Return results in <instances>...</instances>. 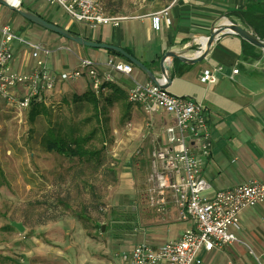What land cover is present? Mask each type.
<instances>
[{
    "label": "crops",
    "instance_id": "crops-1",
    "mask_svg": "<svg viewBox=\"0 0 264 264\" xmlns=\"http://www.w3.org/2000/svg\"><path fill=\"white\" fill-rule=\"evenodd\" d=\"M42 1L44 4H40ZM249 1L252 0H102L106 13L123 18L118 26L101 24L95 30L83 22L73 23L58 16L61 9L57 6H54L55 13L45 14L43 9L47 3L44 0H21L27 8L84 37L123 47L156 73L160 72V59L166 51L180 50L192 44L188 54L195 53L201 49V38L210 33L211 26L218 19L231 9L245 7ZM254 1L264 5V0ZM156 14L162 15L159 28L154 21ZM4 23H10L19 35L27 39L28 34L39 36L36 42L47 39L48 46L41 42L50 50L44 57L56 71L70 70L78 67L83 59H92L99 63L101 76L111 73L112 79L103 80L101 84L98 103L104 100L111 105L126 100V92L135 81L150 80L137 66L128 75L106 65L111 58L126 60L123 55L114 54L110 49L79 44L50 32L0 3V24ZM13 46V68L19 72L32 70L35 60L30 49L18 42ZM257 47L251 51L252 54H246L243 37L226 32L216 39L203 60L193 64H183L178 59L170 61L172 78L168 90L177 95L195 96L203 103L208 116L213 141L202 174L210 184L209 194L254 178L264 180V49ZM218 66L223 69L216 71V82L200 80L204 69ZM234 68L239 72L234 73ZM74 82L78 93L84 92L91 84L86 74ZM126 108L127 115L136 124L146 118L138 104L130 102ZM171 121V114L162 110L156 113L157 128ZM155 128L151 130L155 131ZM155 144L156 139L153 148ZM241 221L242 229L237 234L245 243L232 242L221 249L203 248L199 253V264H256L250 248L264 256V204L243 210ZM188 227L190 222L183 220L155 227L151 244L160 246L169 239L180 237ZM136 244L121 250L132 249Z\"/></svg>",
    "mask_w": 264,
    "mask_h": 264
},
{
    "label": "rangeland",
    "instance_id": "rangeland-1",
    "mask_svg": "<svg viewBox=\"0 0 264 264\" xmlns=\"http://www.w3.org/2000/svg\"><path fill=\"white\" fill-rule=\"evenodd\" d=\"M55 9L47 4L43 12ZM57 15L76 22L62 9ZM77 91L74 81L61 84L45 101L48 112L33 121L30 111L0 104V264H116L115 249L142 238L152 243V229L182 221L173 201L159 209L147 196L150 153L161 129H149L146 118L130 119L128 92L126 100H101L96 108L75 102ZM69 123L93 132L89 147L101 150V160L45 148L47 127Z\"/></svg>",
    "mask_w": 264,
    "mask_h": 264
},
{
    "label": "built area",
    "instance_id": "built-area-1",
    "mask_svg": "<svg viewBox=\"0 0 264 264\" xmlns=\"http://www.w3.org/2000/svg\"><path fill=\"white\" fill-rule=\"evenodd\" d=\"M64 10L75 21L91 27L101 24L118 26L121 16L105 12L102 0H44ZM162 15L156 14L155 25L160 27ZM167 22H170L167 18ZM14 42L27 46L35 60L28 72H19L12 66ZM50 52L40 42L19 35L10 23L0 24V104L5 103L24 114L31 110L32 102L46 101L61 82L75 81L84 74L90 77L98 92L103 80H111V73L100 75L99 63L83 59L80 66L56 71L45 55ZM110 68L131 75L135 65L128 60L106 62ZM203 70L200 80L213 83L216 71ZM239 72L238 68L233 69ZM21 87V89H19ZM18 90V91H17ZM129 100L138 104L146 115L149 129L156 127L158 111L172 115L156 136L150 153V171L147 177V196L153 207L164 208L173 201L179 209L180 219L190 222L184 233L160 246L141 239L132 249L117 250L118 264H194L201 263L200 251L222 248L232 242H243L237 234L242 229L241 212L264 204V180L259 178L218 189L209 194V182L202 172L212 149V131L203 103L195 96L177 95L151 80L135 81L128 91ZM257 264H264L261 254L250 248Z\"/></svg>",
    "mask_w": 264,
    "mask_h": 264
},
{
    "label": "water",
    "instance_id": "water-1",
    "mask_svg": "<svg viewBox=\"0 0 264 264\" xmlns=\"http://www.w3.org/2000/svg\"><path fill=\"white\" fill-rule=\"evenodd\" d=\"M0 3L13 9L14 11L18 12L20 15L29 19L35 24L42 26L53 32H56L59 35H62L74 42H77L79 44H83L86 46H91V47L110 49V50H114L120 53L125 58H127L132 63H134L135 66L142 69L148 75L151 81H153L154 83H156L158 86L162 88H168L171 84L172 70L170 66V61L172 59H178L183 64L197 63L206 57L212 45L216 41V39L226 32L237 33L241 35L243 38H245L246 40L255 44L256 46H259L262 49H264L263 39H261L251 30L243 27L238 22H235L234 20H232V18H230L229 16L225 15L222 18L218 19L211 26L209 34L204 35L205 37H207V41L206 42L202 41L201 49L197 50L195 53L188 54L192 47V44H189L185 46V48L180 49V50L172 49V50L166 51L160 59V65H159L160 72L156 73L148 65L144 64L141 60L136 58L133 54L125 50L123 47L117 44L92 40L87 37H84L71 29H68L60 24H57L53 21H50L42 17L40 14L24 6L21 0L18 4H13L9 0H0ZM15 225L20 229L23 228L21 224L16 223Z\"/></svg>",
    "mask_w": 264,
    "mask_h": 264
},
{
    "label": "trees",
    "instance_id": "trees-1",
    "mask_svg": "<svg viewBox=\"0 0 264 264\" xmlns=\"http://www.w3.org/2000/svg\"><path fill=\"white\" fill-rule=\"evenodd\" d=\"M22 4L24 5L23 2ZM33 11L48 19L45 15L35 10ZM226 15L264 40V5L260 1H249L245 7L231 9ZM243 48L246 54H252L251 51L258 47L243 38ZM109 51L114 54L121 55L114 50ZM102 86H100V88ZM98 93L93 89L91 83L84 92H74L73 100L75 102L93 103L94 107L98 108ZM42 112H48L46 102L37 100L33 101L30 110L31 120H35L36 115ZM93 137V132L86 134L78 132L76 127L69 123L67 124V128L62 125L47 127L46 133L41 138V141L47 150L57 151L58 153L71 158L78 157L80 159L101 160V150L89 147V143Z\"/></svg>",
    "mask_w": 264,
    "mask_h": 264
},
{
    "label": "bare ground",
    "instance_id": "bare-ground-1",
    "mask_svg": "<svg viewBox=\"0 0 264 264\" xmlns=\"http://www.w3.org/2000/svg\"><path fill=\"white\" fill-rule=\"evenodd\" d=\"M11 3H13V4H18L19 2H20V0H9ZM201 40L203 41V42H206L207 41V37H205V36H203L202 38H201Z\"/></svg>",
    "mask_w": 264,
    "mask_h": 264
}]
</instances>
